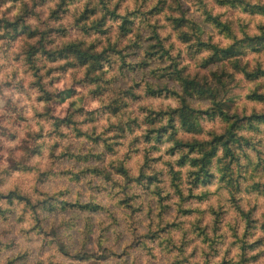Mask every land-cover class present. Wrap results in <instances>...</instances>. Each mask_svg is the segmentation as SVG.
<instances>
[{
  "label": "clouds",
  "instance_id": "9594fccd",
  "mask_svg": "<svg viewBox=\"0 0 264 264\" xmlns=\"http://www.w3.org/2000/svg\"><path fill=\"white\" fill-rule=\"evenodd\" d=\"M118 2L111 0L109 9ZM157 2L148 0L141 8L144 0H123L117 15L125 17L137 10L146 13ZM177 2L180 11L174 0H168L170 7L159 16L146 20L135 17L137 33L144 37L140 59L150 47L146 41L153 35V26L170 57H165L163 63L158 57L148 61L151 66L139 74V79L121 75L119 57H113L116 64L111 70L105 64L96 74L101 76L99 85L85 80L87 65L48 75L50 70L75 61L69 58L52 63L37 54L33 67L28 62V47L36 41L28 40L26 35L10 41L0 29V37H5L0 39V264H221L225 252L232 264H240L242 244L251 245L264 238V170L243 173L239 191H235L222 182L223 165L217 163L224 157L220 148L209 169L215 178L193 187L194 174L200 168L193 167L191 161L203 159V154L199 147L194 151L192 148L223 136L230 122L215 110L211 97H187L176 91L179 81L159 79L178 55L182 57L180 66L194 73L201 71V60L213 55L205 49L195 60L190 59L191 42L184 43L182 33L228 48L235 41L216 27L213 21L218 18L230 24L241 40L245 34L261 35L264 0ZM33 3L39 0H5L0 4V18L7 12L14 22L24 15V6L31 8ZM58 6L62 8L57 12L58 19L49 20ZM86 7L95 8L96 14L77 26ZM181 11L189 22L177 30L172 21L180 18ZM104 15L100 0H64L63 4L61 0H45L24 23L33 31L43 30L48 24L69 29L68 37H52L56 39L52 47L72 41L91 45L100 40L97 51H102L109 39L116 43L122 20L107 21L106 27L112 29L110 38L95 33L86 36L80 29ZM135 34L128 36L122 46L132 42ZM245 52V63L253 68L257 63L264 66V54L251 49ZM154 71L155 77L151 75ZM235 79L242 90H236L238 98L232 113L241 117L264 115V102L247 98L257 84H264V77L250 83L240 72L235 73ZM137 83L140 87L135 89ZM98 87L106 90L97 92ZM129 88L134 89L133 96L124 95ZM70 90L73 95H60ZM190 100L195 106L196 130L182 126L174 117ZM113 101L119 102L118 109H110ZM157 114L160 119L153 124ZM68 118L71 124L65 122ZM170 118L173 127L158 144L155 130L167 129ZM132 120L136 124L130 125ZM251 123V129L244 127L236 132L250 146L242 141L234 152L240 165L251 162L254 168L264 160V123ZM173 131L175 136L169 139ZM149 132L153 136L146 142ZM97 136L100 140L93 142ZM177 143L188 147L177 149ZM185 156L188 161L181 166L179 161ZM176 174L179 181L174 185ZM142 176H157L162 182L149 184ZM256 184L262 187L253 190ZM206 194L205 199H195ZM189 196L193 199L184 203ZM162 197L170 199L162 205ZM162 207L170 211L161 215ZM253 208V219L259 223L245 240V214ZM184 211L192 214L184 215ZM221 211L224 215L214 235V213ZM198 222L200 230H207L205 235L197 230ZM220 237H224L222 242ZM213 240L219 255H213ZM260 253H264V246L247 252L249 264H264ZM257 255L259 259L251 262L250 258Z\"/></svg>",
  "mask_w": 264,
  "mask_h": 264
},
{
  "label": "rangeland",
  "instance_id": "374dc122",
  "mask_svg": "<svg viewBox=\"0 0 264 264\" xmlns=\"http://www.w3.org/2000/svg\"><path fill=\"white\" fill-rule=\"evenodd\" d=\"M109 1V4L111 3V0H107ZM5 2V0H0V4H3ZM45 0H39V3H33L31 5V8H29L28 5H25V12L23 16L17 17L15 18V21L12 22L9 20L8 18V13L6 12L3 15V18H0V29H4L5 30V34L7 39H9L10 41H15L16 39H18L20 36L22 35H26L28 40H35V44L31 45L28 47V62L33 64V67L36 66V62H35V57L37 56V54H39V56L41 57H46L48 61L55 63L57 60H61V59H69L72 58L75 62H70L67 65H65L64 67L60 68V69H52L49 71L48 75H51L52 71H61L64 72L67 70V68L69 67H73V68H77V67H84L85 65L79 63L78 61H76V59L72 56L71 53H68V51L66 50V45L69 44H73V43H80L81 46L80 48L82 50H86L89 54H94V55H102L103 56V60H102V64L100 65V68L98 70H96L94 73H89L88 77H85V80L88 83H96V84H100L101 82V76L96 75L97 73H101L103 70V67L105 64H107L109 66V69L111 70L115 64L116 61L113 59V57H119V71L121 73L122 76L127 77L128 75H133L135 76L137 79H139V74L141 72H146L147 69L151 66L148 61H155L156 58H159V61L161 63L164 62L165 57H167V55H164L162 58L159 57V55L157 53L149 56L148 54L145 53V56L143 57V59H140V54L142 51H144V47H143V42H144V37L141 34L137 33V26H136V21H135V17L138 16H143L144 19L146 20L147 18L153 17V16H159L162 12L165 11L166 8H169V4H168V0H158V2L156 3L155 7L151 8L148 12L143 13L140 10H137V12L134 13H128L126 15L127 17V22L125 24L126 28H130V31L127 32H122L121 29H119V36L116 40L115 44L111 43V40L109 39V43L107 47H104L102 51H97V49L101 46L102 41L97 40L94 43H92L91 45H86L83 41H72L70 43L67 44H62L60 46L57 47H52L53 45L56 44V39H62L65 37H68L70 35V31L69 29L65 28V27H56L52 24H48L46 28H44L43 30L41 29H37L35 31H33L30 26L26 25L24 23L25 18L30 15L32 13V10L35 9L38 6H42L44 4ZM64 0H61V4H63ZM121 3H123V0H119V2L116 4L114 10L117 13L119 11V8L121 6ZM148 3V0H144V4L141 5V8H143L146 4ZM174 3H176V10L180 11L181 9V5H179V3L177 2V0H174ZM62 8L60 6H58L57 11H54L52 13V15L49 17V20H57L58 16H57V12L61 11ZM113 10V9H111ZM11 10L9 9L8 12H10ZM96 14V9L94 8V11L91 13V11H89L88 14H86V18L89 17V15H95ZM185 17V12L181 11L180 14V18ZM85 18V17H84ZM84 18H82V20H84ZM103 25L97 29H88L86 31H83V29L81 28L80 30L84 33V35H90L92 33H95L99 36H107L110 38L111 36V32L112 29L106 27V23L109 19H112L113 22H115L116 20H121L120 18H117L116 16H113L112 14H108L105 15V17H103ZM218 19V18H217ZM82 20H77L78 22H76V25L79 26L82 24ZM82 21V22H81ZM218 21L220 23H215L216 27L221 28L222 31L227 32L229 34V36L231 37L232 33L234 32L235 34V30L231 27L230 24H224L222 21H220L218 19ZM181 23V26L178 27L177 24ZM172 21V23L175 25V28L177 30L181 29L184 27L185 24H187L189 21ZM158 21H157V25H158ZM156 31V26H153V32ZM264 32V29H262V32ZM134 33V40L132 42H129L127 45H123L122 46V42L127 39L128 36L133 35ZM248 35V34H245ZM55 36L56 39H52V37ZM237 36V35H236ZM250 36V35H249ZM38 37V39H37ZM238 37V36H237ZM5 37H0V39H3ZM170 39V37H169ZM180 39L184 42V43H189L191 42V46L189 48V58L192 60H195L197 56H199L200 52L202 50H205L207 48L201 47L202 45H199V43L197 42V40L194 39V37L189 36L185 33H182ZM201 41H205L203 39H200ZM152 41H155L154 39H152V35L148 38V40L146 41V43L153 44ZM211 42V40H208ZM163 44V42H162ZM154 49H150L148 51H151ZM208 50V49H207ZM147 51V50H146ZM258 54H264V50L257 52ZM176 61L178 62V66H180V63L182 61V57L181 56H177V58H175ZM205 59V58H204ZM203 59V60H204ZM139 60V63H136L135 61ZM203 60H201L199 62V67L201 69L200 72L198 73H194L192 72L187 66L184 67L183 71L184 74H190L191 76L194 75H198V76H204V75H209L211 72H217L219 74L223 75V78L225 80L226 83V88L227 91L224 93V96L226 99H228L229 101L226 103V108L229 110L230 113H232V109L235 106V101L238 98V93H237V89L242 90L240 83H238L235 79V73H240L238 72V70L233 69L232 66H229L228 63H223V64H218V65H210L206 68H204L202 62ZM131 61V63H130ZM241 61L244 62L243 57L241 58ZM143 66V67H142ZM183 68V67H182ZM257 68H259V70H263L264 66H261L259 63H257L256 67L253 68L251 67V64L248 63L247 68H246V72L249 75H245L244 73V78L246 81L250 82V83H254L257 80H259L261 77H264V74H260V73H256L257 72ZM163 72H167L166 70H163ZM162 72V74H163ZM151 75L153 77H155L157 75V73L154 71L151 73ZM96 76H99L98 80L93 81L90 78H96ZM167 77H161V75L159 76V79L161 81L165 80ZM168 80V79H166ZM169 81V80H168ZM83 83V82H81ZM107 83V82H105ZM140 87V84L137 83L136 85H134L135 89H138ZM262 89H264V84H257L255 89L250 93V95L247 97L248 99L252 100H258L254 95L252 96L253 93L255 94H261L264 96V93H262ZM43 90V89H42ZM105 89H101V88H97V92H101ZM133 88H129L128 91H126L124 93L125 96H133ZM73 95L74 92L73 91H69L67 93H61L60 95ZM96 93L94 92L93 95H95ZM48 101L51 102L52 101V95L49 94L48 96ZM259 101L264 102V100L259 99ZM191 105H193L192 101H191ZM115 107L116 109L119 108V102L117 101H113V105L109 106L110 109L112 107ZM195 107V106H194ZM113 114H115V111L113 112ZM160 119V116H157L155 121L153 122V124H155L158 120ZM66 123L71 124L72 121L70 118H68L66 121ZM130 125H134L136 124L135 120H132L129 122ZM156 135V133H155ZM153 136V132H149L148 135L145 137V141H149ZM165 134L161 137H156L157 143H161L163 141ZM91 139V137H90ZM100 140V137L97 136L95 137V140L93 142H97ZM109 151H111V149H109ZM173 153L175 152V149L172 150ZM217 163L222 164V162L217 161ZM239 163V161H238ZM180 164V163H179ZM181 165V164H180ZM183 165V164H182ZM181 165V166H182ZM213 165V164H212ZM211 165V167H212ZM233 165H235V170H236V164L233 163ZM232 165V168H233ZM240 165V163H239ZM238 169V171L241 170L240 174L239 172L237 173V175L239 176L237 179H235V174L233 175V177L231 176L230 178L227 177L225 175V177H222V182L227 183L229 186H231L235 191H239V181L241 179L244 178V176L242 175L243 173L249 171V169H251V171L253 173L259 172L261 170H264V160L260 161L259 164H257L254 168L251 165V162H249L248 166H242ZM234 168H233V172H235ZM160 176H162V174H159ZM215 177L211 178L214 179ZM160 182H162V180H160ZM201 184V183H199ZM194 187V186H193ZM256 189H260V187H257V184L253 186V190ZM207 198V194L205 195V197H197L195 199L197 200H202ZM170 199V197H164L160 203L163 205L164 201ZM193 197L189 196L187 198V200L184 201V203H187L189 200H192ZM170 211V209L167 208H161V215H163L165 212ZM256 211L255 208H253L250 211V215L251 218H253V213ZM184 215H191L192 213L190 211H184L183 212ZM214 215H216L217 217V221H216V225L213 228V233L214 235L216 233L219 232V224H220V220H221V216L224 215L223 211L219 212V213H214ZM257 223H259L257 220L254 219V227L249 229L247 232L245 231V237L244 239L246 240L248 238V235L250 232H252ZM170 227H175V225H172ZM197 230L199 229V222L197 223ZM261 230L264 231V228L261 227ZM206 229L204 230H200V235H205L206 234ZM161 232H164V229H161ZM221 240V242L223 241L224 237H220L219 238ZM212 245H213V255H219V252L216 251V247H217V242L215 240L212 241ZM264 246V238H261L260 240H257L255 243L249 245V244H242L241 247V252L243 253V256L241 258V262L240 264H249V260L247 258V252L249 251H254L255 249ZM195 251H193L192 256L195 257ZM229 253L225 252V259L221 261V264H232V261H230L227 257H228ZM259 255H264V253H260ZM259 255L257 256H253L251 257V262L256 261L257 259H259Z\"/></svg>",
  "mask_w": 264,
  "mask_h": 264
},
{
  "label": "trees",
  "instance_id": "16d2710c",
  "mask_svg": "<svg viewBox=\"0 0 264 264\" xmlns=\"http://www.w3.org/2000/svg\"><path fill=\"white\" fill-rule=\"evenodd\" d=\"M109 1L107 0H100V5L102 6L105 15L112 14L113 16H116L117 18H120L122 20L120 29L122 32H127L130 31V28H126L125 24L128 21L127 17H120L117 15L115 12L114 8L113 10L109 9L108 7ZM91 13L94 11V8H88L86 7L85 9V14L82 15L79 20H82L84 18L85 21L88 18H86V14ZM104 15V17H105ZM103 19L101 18L91 24V26L85 25L82 27L83 31L90 30V29H97L103 25ZM209 19H212L209 17ZM81 21V22H82ZM173 21L179 22V21H188L184 17L183 18H178ZM78 22V21H76ZM214 23H220L218 19H215L213 21ZM178 27L181 26V23L179 22L177 24ZM153 32L152 39H154L156 42L153 44H150V47L147 48V51L145 52L149 56L157 53L160 58H162L164 55H167L169 57V51L166 50L163 47L162 42L159 40V37L154 34ZM182 35V34H181ZM231 38L235 41L234 44L228 48H220L218 45L213 44L210 41H201L200 38L194 37L195 40L199 43V45H202L201 47L207 48L209 51L213 53V55L205 58L202 62L204 65L203 67L206 68L210 65H218V64H223V63H228L229 66H232L233 69L238 70V72H242L245 75H249L246 72V68L248 63H245L241 61V58L245 57L246 52L245 49H251L253 52H260L264 50V32L261 33L259 36H249L245 35L244 39L241 40L239 37L234 34V32L231 34ZM66 50L68 53H71L72 56L78 61L79 63L83 65H87V73L86 76L88 77L89 73H94L96 70L100 68V65L102 64V60L104 59L102 55H94V54H89L86 50H82L80 48L81 44L79 43H73L66 45ZM150 49H154L151 51H148ZM170 58V57H169ZM177 58V57H176ZM99 67V68H98ZM143 67V66H142ZM184 67H179L178 62L176 59L172 61V64L164 69L167 72H163L161 74V77H167L169 81H179L180 84L178 85L176 91H182L183 94L187 97H196L199 99H203L205 97H211L214 101V106L215 110L219 112V114L228 122H230V127L225 131V134L220 137H216L211 143L206 144V145H197L192 148L194 151L196 147H199L200 152L203 154V159L201 160H192L191 164L193 167L199 166L200 171L199 173L194 174L195 175V180L192 181L193 186H197L199 183L207 184L208 181L213 178L211 175L209 169L211 168V165L213 164V158L216 157L217 151L220 148H223L224 150V157L222 160H218L219 162H222L223 168V176L225 175L227 177H233L235 174V179H237L239 176L237 173L241 172L238 171V169L241 167L238 163V158L234 152L235 148H238L241 142L243 141L244 144L250 146V142L247 140H244L242 137H239L236 135L237 131L242 130L244 127L252 128V121H257L259 123H264V115H258L256 113H253L251 117L248 116H243L241 117L239 113L233 114L230 113L229 110L225 107L226 103L229 101L228 99L225 98L224 93L227 91L226 88V83L225 80L222 79L223 75L219 74L217 72H211L209 75H204V76H198L194 75L191 76L190 74H184L183 71ZM256 73H262L264 74V69L259 70L257 68ZM93 81L98 80L99 76L96 78H90ZM164 91H167L168 89H163ZM151 91V90H150ZM172 94H175L173 92ZM255 96L258 100L262 99L264 100V96L261 94H255L253 93L252 96ZM49 95H47V99ZM194 106L191 105V100L189 101L188 104L185 105V108L177 113L174 114V117L176 121L181 124L182 126L189 128L191 130H196L197 124H196V117L193 111ZM159 116V114H157ZM156 116V117H157ZM156 119V118H155ZM154 120L151 122L153 123ZM173 127V119H169V126L168 128H160L158 130H155L156 137H161L164 134L166 135L168 133V130ZM175 136V132L173 131L172 135L169 136V139H173ZM183 147H188L186 144H180L177 143L176 148L181 149ZM188 161V157H182L181 161L179 163L182 165ZM233 163L236 164V170L233 172L232 165ZM142 179H147L149 184L153 182H160L158 180L157 176H152V177H143ZM179 181V174H176L173 177V184L175 185ZM257 187L261 188L262 186L257 184ZM179 194V193H178ZM164 197L161 198V200ZM251 213L245 214V219L248 220V225L246 227V232L253 228L254 225V219L251 218ZM262 228H264V225H261Z\"/></svg>",
  "mask_w": 264,
  "mask_h": 264
}]
</instances>
